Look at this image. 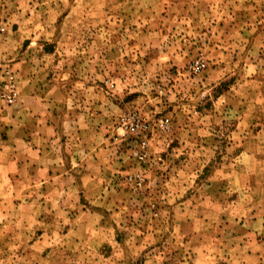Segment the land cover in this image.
Returning a JSON list of instances; mask_svg holds the SVG:
<instances>
[{"label": "rangeland", "instance_id": "obj_1", "mask_svg": "<svg viewBox=\"0 0 264 264\" xmlns=\"http://www.w3.org/2000/svg\"><path fill=\"white\" fill-rule=\"evenodd\" d=\"M0 264H264V0H0Z\"/></svg>", "mask_w": 264, "mask_h": 264}, {"label": "built area", "instance_id": "obj_2", "mask_svg": "<svg viewBox=\"0 0 264 264\" xmlns=\"http://www.w3.org/2000/svg\"><path fill=\"white\" fill-rule=\"evenodd\" d=\"M205 67V62L202 59L195 58L189 63V69L193 73L200 72ZM9 101L11 99L9 98ZM154 128L157 130H163L168 125L167 117H160L153 123ZM117 134L121 137L126 135H134L140 138L139 146L144 148L146 145L147 134L152 131V127L147 120H143L135 113L123 114L118 119Z\"/></svg>", "mask_w": 264, "mask_h": 264}]
</instances>
